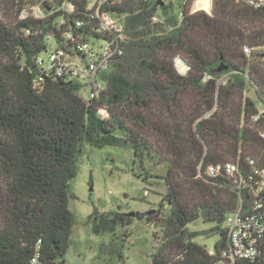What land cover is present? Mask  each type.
<instances>
[{"label":"trees","instance_id":"obj_1","mask_svg":"<svg viewBox=\"0 0 264 264\" xmlns=\"http://www.w3.org/2000/svg\"><path fill=\"white\" fill-rule=\"evenodd\" d=\"M195 1L181 0L180 25L150 38L145 57L133 64L141 79L130 81L123 62L99 99L85 103L76 95L77 82L51 77L37 89L28 72L48 36L59 42L55 16L18 21L20 8L38 0H0V264H32L33 258L36 264H66L76 157L85 144L101 149L121 143L130 146L137 161L164 167V174L155 177L166 189L158 210L148 217L134 213L161 227V239L153 233L151 264L219 260L225 230L215 227L220 239L208 251L187 226L199 217L221 224L237 205L229 181L206 178L209 166L237 164L243 179L252 174L248 161L264 169V118L253 120L255 99L264 96V57L253 51L248 59L242 51L264 45V9L212 0L208 14L195 8L207 10L210 0ZM177 57L188 65L184 75L174 66ZM220 65L227 69L218 72ZM224 73L229 80L218 84ZM248 87L256 89L255 98L245 96ZM163 208L165 219H159ZM92 216L96 234L125 224L119 213ZM235 264H264V243L254 259Z\"/></svg>","mask_w":264,"mask_h":264},{"label":"rangeland","instance_id":"obj_2","mask_svg":"<svg viewBox=\"0 0 264 264\" xmlns=\"http://www.w3.org/2000/svg\"><path fill=\"white\" fill-rule=\"evenodd\" d=\"M148 1L147 8L143 0H118V7L125 15L128 43L121 64L127 63L125 68L132 67L131 71L122 70L132 82L142 78L133 64L145 57V47L150 38L166 34L180 25L177 17L181 0H158L163 5H157V0ZM163 6H166L165 13ZM211 7L212 0L207 10L195 9L210 14ZM2 15L0 12V19ZM50 44L56 47L54 42ZM178 58L174 59V66L178 73L184 75L188 68ZM144 73L149 74L147 71ZM248 90L245 96L255 98L256 89L248 87ZM82 97L87 99L88 92L82 93ZM260 97V101L255 99L256 108L263 109L264 96ZM115 136L122 138L120 133H115ZM163 174V165L154 161H137L128 144L101 149L85 144L76 157V174L70 183L74 198L69 201V208L74 216V225L71 244L65 254L66 264H151V256L156 251L153 233L161 239V227L147 224L145 219L130 214L139 212L148 217L158 210L166 189L162 180L155 177ZM152 210L151 214H146ZM166 211L167 208H163L158 218L165 219ZM109 212L121 214L125 224H118L112 232L96 234L92 230V215ZM216 226L223 231L226 228L224 220L218 224L199 217L187 226V230L194 233L197 244L213 251L214 244L220 239L219 232L214 231Z\"/></svg>","mask_w":264,"mask_h":264},{"label":"built area","instance_id":"obj_3","mask_svg":"<svg viewBox=\"0 0 264 264\" xmlns=\"http://www.w3.org/2000/svg\"><path fill=\"white\" fill-rule=\"evenodd\" d=\"M234 1L255 10L264 9V0ZM119 10L118 0H38L23 5L17 15L18 21L44 22L55 16L52 25L60 33L59 42L54 34L48 36L45 50L32 58L28 72L33 75L34 88H41L46 78H61L79 84L76 95L83 102L98 100L106 89L108 77L121 64L128 44L125 15ZM183 18L182 3L177 17L179 24ZM152 20L157 21L155 17ZM24 34L29 35L30 31L24 30ZM51 42L56 44L55 48ZM242 51L248 59L253 51L264 57V45L253 49L244 46ZM229 75L222 74L217 83L226 84ZM204 80L215 79L205 76ZM85 92H88L87 99L82 97ZM100 113L106 116L104 110ZM263 118L264 108L258 109L253 120ZM260 136L264 139V131ZM248 163L252 174L246 179L241 178L234 163L211 165L205 171L206 178L222 177L229 181V189L237 195L238 202L224 218L226 245L215 264L254 259L264 243V169L255 167L252 161ZM32 264H36V258L32 259Z\"/></svg>","mask_w":264,"mask_h":264},{"label":"water","instance_id":"obj_4","mask_svg":"<svg viewBox=\"0 0 264 264\" xmlns=\"http://www.w3.org/2000/svg\"><path fill=\"white\" fill-rule=\"evenodd\" d=\"M158 4L163 5V2L158 1ZM178 59H179V61H181V62L185 65V67L188 68V65L186 64V62H185L183 59H181V58H178ZM226 69H227L226 66H224V65H220V66L217 68V71H218V72H221L222 70H226ZM152 212H153V210L147 212L146 214L149 215V214H151ZM130 215H131V216H134V213H131Z\"/></svg>","mask_w":264,"mask_h":264},{"label":"bare ground","instance_id":"obj_5","mask_svg":"<svg viewBox=\"0 0 264 264\" xmlns=\"http://www.w3.org/2000/svg\"><path fill=\"white\" fill-rule=\"evenodd\" d=\"M203 1V0H202ZM180 65V64H179Z\"/></svg>","mask_w":264,"mask_h":264},{"label":"crops","instance_id":"obj_6","mask_svg":"<svg viewBox=\"0 0 264 264\" xmlns=\"http://www.w3.org/2000/svg\"><path fill=\"white\" fill-rule=\"evenodd\" d=\"M165 12H166V11H165ZM165 12H164V13H165Z\"/></svg>","mask_w":264,"mask_h":264}]
</instances>
